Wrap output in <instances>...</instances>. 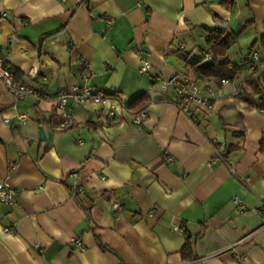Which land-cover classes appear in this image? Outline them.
I'll return each instance as SVG.
<instances>
[{
  "label": "crops",
  "instance_id": "crops-1",
  "mask_svg": "<svg viewBox=\"0 0 264 264\" xmlns=\"http://www.w3.org/2000/svg\"><path fill=\"white\" fill-rule=\"evenodd\" d=\"M208 32L236 35L218 61L239 73L196 124L153 85L219 86L194 73L211 63ZM262 38L264 0H0V56L48 96L15 99L0 80V181L17 192L0 204V264H264V113L236 97L251 67L264 78ZM85 83L125 103L145 95L148 118L90 104L60 128L56 94ZM186 240L195 260L180 256Z\"/></svg>",
  "mask_w": 264,
  "mask_h": 264
},
{
  "label": "built area",
  "instance_id": "built-area-1",
  "mask_svg": "<svg viewBox=\"0 0 264 264\" xmlns=\"http://www.w3.org/2000/svg\"><path fill=\"white\" fill-rule=\"evenodd\" d=\"M113 23L112 19L106 20L107 26ZM180 49H184V43L179 44ZM136 53H141L140 48L135 50ZM258 53L252 54V61L258 59ZM205 59L212 60L209 54L205 55ZM256 68L251 67L250 72ZM150 71L149 62L143 57L139 58V72L141 74H148ZM0 80H2L7 92L15 99L31 96L38 99H45L48 96L40 91H37L29 86H26L15 80L13 73L9 66L6 65L4 59L0 56ZM264 82V78H262ZM229 81L221 79L218 81L219 86L203 85L200 86L195 80L184 75L176 74L167 80H158L154 83V91L166 92L171 89L173 92V104L183 114L188 116L194 123L198 124L197 114L200 111L212 112L214 109V98L220 93V86L228 84ZM55 101L59 112H61L63 120L60 128H65L69 119L72 108L75 106L97 105L106 111V115L114 118L115 116L125 113L131 116V121L134 125L140 126L144 124L148 118L147 110H142L135 114L129 103H125L117 93H107L103 90L96 89L89 83L82 86H75L71 89L60 90L56 96ZM24 117L20 116L19 120L23 121ZM211 144L215 147L217 156H221L225 150V144L219 142L216 138L210 139ZM76 197L84 198L85 192L83 189H77L73 193ZM17 196L14 188L10 187L5 181H0V204L13 205ZM235 205H239L240 209H244L238 198H235ZM114 207H117L114 205ZM261 213L264 215V206L261 208ZM175 231L182 233V227H176ZM72 243L78 250L83 247L78 240H73Z\"/></svg>",
  "mask_w": 264,
  "mask_h": 264
},
{
  "label": "trees",
  "instance_id": "trees-1",
  "mask_svg": "<svg viewBox=\"0 0 264 264\" xmlns=\"http://www.w3.org/2000/svg\"><path fill=\"white\" fill-rule=\"evenodd\" d=\"M237 37L234 34H230L226 38H223L219 34L208 32L206 43L209 47V51L212 55L211 63L206 66L194 67V73L198 79L207 80H221L226 79L229 82L235 80L239 73V67L229 61L219 62L220 58H225L228 50L236 43ZM255 44V43H254ZM262 49H264V38L260 40ZM240 101L248 105V109L257 108L264 113V82L262 77L257 76V70L255 69L245 82V86L241 88L236 96ZM145 95H140L129 103V106L133 108L134 113H140L146 106ZM239 148L229 146L227 148L228 153L235 152ZM260 152L264 153V140L260 143ZM86 212V211H85ZM180 256L183 260L190 261L197 258L194 250V242L186 240L184 246L180 250Z\"/></svg>",
  "mask_w": 264,
  "mask_h": 264
},
{
  "label": "water",
  "instance_id": "water-1",
  "mask_svg": "<svg viewBox=\"0 0 264 264\" xmlns=\"http://www.w3.org/2000/svg\"><path fill=\"white\" fill-rule=\"evenodd\" d=\"M94 30H95V32H97L98 34H101V33H102V30H101L99 24H96V25L94 26ZM43 139H44V134H43V132H42V130H41V131L39 132V140H43Z\"/></svg>",
  "mask_w": 264,
  "mask_h": 264
}]
</instances>
